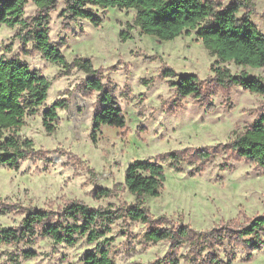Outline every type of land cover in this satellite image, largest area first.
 <instances>
[{"label": "rangeland", "instance_id": "1", "mask_svg": "<svg viewBox=\"0 0 264 264\" xmlns=\"http://www.w3.org/2000/svg\"><path fill=\"white\" fill-rule=\"evenodd\" d=\"M249 1L253 6L251 19L264 33V0ZM65 7V0H61L50 13L52 41L62 42L69 62L77 57L91 59L104 81L112 82L126 125L103 124L94 142L91 132L99 91L85 93L79 86L88 74L78 67L64 71L62 64L45 58L33 41H23L20 24L0 26V57L19 56L51 81L48 97L38 112L27 114L24 125L15 131L22 140H33L30 153L20 159L19 168L0 164V229L19 227L30 207L61 211L71 199L110 208L118 217L106 234L109 239L103 236L89 242L78 234V240L69 244L56 242L41 230L20 242L2 241L0 264H85L86 253L101 248H109L115 264H152L171 251L172 242L149 239V228L181 224L205 232L177 247L180 264L210 262L213 256L232 260L230 264H264V227L244 237L259 243L260 247L251 251L230 241L233 228L264 214V169L238 157L232 149L217 148L264 113V94L241 85L227 89L215 80L213 69L221 66L236 75L245 70L264 78V66L219 61L196 30L169 40L146 34L134 22V9L94 6L102 17L96 26L87 18L63 16ZM37 13L35 2L29 0L24 17ZM244 13L243 8L239 16ZM122 30L127 33L125 40ZM168 67L177 75H163ZM187 72L198 74L203 88L200 97L176 93L173 81ZM58 98H67L68 106L58 108L55 130L49 133L43 125V111ZM204 147L212 156L197 158L193 151ZM174 150L185 152L178 168L173 159L162 157ZM136 160L158 161L164 167L160 195L144 199L155 218H170L165 222L145 223L126 212L135 202V195L125 185L126 169ZM118 184L109 196L96 199L93 195L97 187ZM67 221L74 222L70 218L64 223ZM217 224L225 227L217 231L225 234L223 240L218 234H208ZM27 251L34 254L26 256Z\"/></svg>", "mask_w": 264, "mask_h": 264}, {"label": "trees", "instance_id": "2", "mask_svg": "<svg viewBox=\"0 0 264 264\" xmlns=\"http://www.w3.org/2000/svg\"><path fill=\"white\" fill-rule=\"evenodd\" d=\"M29 0H0V26L3 24L23 27L24 42L33 41L34 48L43 53L51 61L58 62L69 71L72 67L84 70L88 76L79 86L85 93L98 90V99L91 138L95 142L97 133L103 124L124 127L126 115L114 94V85L109 80L104 81L102 71L96 69L91 59L77 57L69 62L62 51V42L56 43L50 37V13L56 9L61 0H33L38 7V13L25 18L26 4ZM66 7L62 15H68L70 20L87 18L94 25L102 23V17L94 6L102 8L118 7L134 9L136 11L135 24L142 32L156 36L161 40L174 39L184 33L191 34L196 30L211 54L219 61H234L239 65L252 67L264 66V33L252 21V3L249 0H65ZM245 13L239 16L242 9ZM122 39H127L124 30L120 32ZM215 80L227 89L243 86L252 92L264 94V78L255 76L243 70L240 74H232L228 68L217 66ZM165 76L177 75L168 67ZM51 81L39 69H32L28 62L15 56L9 59L0 57V164L19 168L20 159L30 153L33 140H22L15 132L25 123L27 114H35L48 97ZM179 96L194 95L200 97L203 88L198 74L187 72L173 81ZM68 106L67 98H58L51 106L43 111V125L51 133L55 130L54 120L58 118V108ZM9 131V132H8ZM8 132V133H7ZM232 149L240 158L254 161L264 169V113L259 115L252 124L236 132L234 138L219 144L217 148ZM200 159H208L212 151L198 148L193 151ZM183 151H171L162 155L163 158L173 159V164H180ZM184 157V156H182ZM165 180L164 167L158 161L136 160L126 169L125 185L135 195V202L126 208L127 214L134 220L150 223L154 220L165 222L166 217L155 218L145 205L146 195L159 196ZM113 188L97 187L93 190L96 199L109 196ZM4 207H11L6 205ZM116 211L107 207H91L80 199H71L61 211L30 207L25 212L19 227L4 226L0 229V242H20L27 236H35L39 231L50 234L56 242L66 241L73 244L78 240L77 235H84L89 242L105 237L114 223ZM73 219L74 222L65 224L64 221ZM80 220V222H77ZM215 225L208 229L209 235L218 234L224 239L225 227ZM264 227V214L254 216L245 226L234 229L231 234L237 245H244L248 250L260 247L259 243L245 236L255 235ZM201 231L188 224H181L176 228H149L147 235L153 241L170 240L171 251L165 257L156 258L152 264H180L176 258L177 247L187 241H194L203 235ZM202 233V234H201ZM27 251L26 256L33 255ZM168 260V261H167ZM195 262V264H230L232 260L224 261L211 257L210 262ZM85 264H115L109 248L89 250L84 257Z\"/></svg>", "mask_w": 264, "mask_h": 264}]
</instances>
